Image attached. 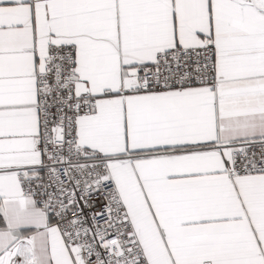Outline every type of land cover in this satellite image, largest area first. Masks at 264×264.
<instances>
[{"label":"snow or ice","instance_id":"1","mask_svg":"<svg viewBox=\"0 0 264 264\" xmlns=\"http://www.w3.org/2000/svg\"><path fill=\"white\" fill-rule=\"evenodd\" d=\"M0 264H264V0H0Z\"/></svg>","mask_w":264,"mask_h":264}]
</instances>
